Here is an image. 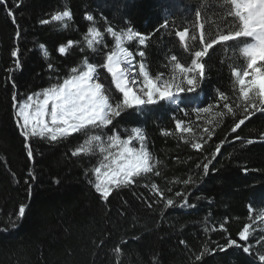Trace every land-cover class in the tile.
I'll return each mask as SVG.
<instances>
[{"label": "trees", "instance_id": "obj_1", "mask_svg": "<svg viewBox=\"0 0 264 264\" xmlns=\"http://www.w3.org/2000/svg\"><path fill=\"white\" fill-rule=\"evenodd\" d=\"M16 3H0V229H4L0 231V264H264L258 260L264 254V218L260 215L264 212V142H260L264 113H257L236 133L231 132L241 118L235 107L240 86L233 72L248 70V58L241 49L249 38L216 44L200 58L206 65V79L196 104L181 105L188 115L161 102L147 106L141 116L129 110L117 118L124 136V128L142 126L146 130L148 147L161 161L157 166L161 175L148 174L131 187L116 189L107 201L89 182L94 181L91 169L97 158L71 154L83 141L82 133L54 145L33 139L34 158L30 160L13 116V81L18 99H22L48 87L54 82L50 77H63L85 56L90 62L94 56L99 59L83 39L91 26L84 18L86 13L95 16L101 31L106 27L102 14L117 29L127 24L149 35L146 45L139 46L146 51L145 63L152 74L167 76L176 62L191 66L195 51L203 50L212 38L239 30L240 21L230 0H19L20 6L15 7ZM64 10L71 11V20L39 23ZM165 20L167 28L161 27ZM199 23L204 24L203 41ZM186 27L188 36L181 41L176 32ZM104 39L113 46L110 36L105 34ZM69 40L76 43L67 53H60L59 47ZM16 47L20 49V69L12 56ZM137 47L129 45L134 51ZM172 55L177 61L171 60ZM50 63L56 72L49 69ZM10 68L14 70L9 72ZM104 75L106 87L118 97L110 74ZM220 92L228 97L235 116L223 107L224 101H218ZM206 105L211 106L209 112L197 114L195 109ZM218 112L224 115H216ZM177 119L192 127L193 133H179ZM205 127L213 132L210 139L203 133ZM165 131L173 134L166 136ZM236 135L242 139L233 143ZM199 139L206 141L202 150L193 149L191 143ZM247 139L256 142L248 145ZM221 141L224 144L209 166L208 176L200 181L202 173L196 165L202 166ZM30 171L35 180L30 179ZM189 176L198 180L197 186L183 183ZM152 183L163 197L151 189ZM177 192L185 193L195 207H180ZM167 198L176 206L166 207ZM21 205H27L25 216L17 220ZM13 222L18 226L13 227ZM245 226H250L249 239L241 241L238 234ZM228 239L248 246L250 253L236 247L220 251L218 245ZM205 247L208 253L197 261ZM116 248L121 251L117 253Z\"/></svg>", "mask_w": 264, "mask_h": 264}, {"label": "snow or ice", "instance_id": "obj_2", "mask_svg": "<svg viewBox=\"0 0 264 264\" xmlns=\"http://www.w3.org/2000/svg\"><path fill=\"white\" fill-rule=\"evenodd\" d=\"M229 2V0H226ZM7 6V0H0ZM235 6V16L239 18V30L221 34L214 37L209 43L205 44L203 50L195 51L194 59L191 60V66H185L183 63L176 62L171 65L169 75L161 72L152 74L149 65L145 63L146 51L140 50L139 46H145L149 40V35L135 30L134 27L125 25L124 28L117 29L108 23L106 17L101 14V19L106 27L101 31L97 27V21L92 13L85 14V20L91 22V26L87 27L86 34L83 39L87 48L93 53H97L99 59L95 56L92 61L85 56L76 66L70 67L63 77L53 76L48 87L39 91L25 95L22 99H18L15 91V82L13 81V93L11 96L14 122L17 129L25 141L24 147L27 157L32 160L34 158L33 146L30 143L33 139H39L50 145L66 140L74 133H82L83 141L72 151L73 156L87 155L97 158L96 165L91 169L94 175L95 191L100 195L102 200L107 201L116 189L131 187L138 182L139 178L153 174L160 176L161 172L158 165L161 161L156 158L148 147V135L142 126L124 128L123 133L118 130L119 120L122 114L129 110H135L137 116L145 113L147 106L174 105L176 109L188 115L181 105L188 103L195 105L198 99L199 90H202L203 82L206 79V65L200 62V58L205 57L216 44L221 42L233 41L240 37L251 38L253 42L247 43L242 47L241 52L248 58L247 69L241 74L235 70L233 75L236 77L240 85V100L236 102L235 107L240 109L241 118L235 122L231 128L232 133H236L246 120H250L257 113H264V0H230ZM19 0L15 7H19ZM9 17L16 24L14 13L9 10ZM197 20L200 18V12L195 13ZM72 13L70 10L57 12L51 16V19L40 20L41 24H49L52 21L63 22L71 20ZM16 39L21 37V28L17 24ZM200 39L204 40V24L199 23ZM67 27V24H64ZM161 27L167 28L168 21L165 20ZM159 29H157L158 31ZM105 34L111 37L113 43L109 47L105 42ZM176 35L181 41L188 36V28L177 31ZM126 42H137L138 47L131 50L125 46ZM74 41L69 40L67 45L59 47L60 53H67ZM187 47V44H185ZM40 48L47 54V50L43 44ZM81 51H84L81 48ZM15 59L16 69H20V49L16 47L12 51ZM139 57V60H137ZM172 61H177L175 55L171 56ZM49 69L56 72L57 69L51 63ZM14 69H8L12 72ZM250 70V71H249ZM110 74L111 83L120 94L118 97L113 95L111 88L106 87L107 77L104 73ZM249 77H251L249 79ZM191 94H196L191 95ZM218 101H224L223 107L233 116L236 113L233 106L228 102L225 93L220 92ZM210 105L196 108L197 114L200 112H209ZM216 115L223 116V112ZM114 121L116 123L114 124ZM111 126V127H109ZM176 130L183 133H193V128L184 125V121L177 119L175 122ZM111 133V134H110ZM203 133L207 134L210 139L213 132L205 127ZM164 135H172L170 131H165ZM181 140L185 143L188 141L183 135ZM242 138L236 135L233 143ZM135 142V143H134ZM206 141L199 139L198 142L191 143V147L196 150H202ZM253 139H247L248 145L253 144ZM260 142H264V135H261ZM224 141L217 144L215 151L210 153V158L206 157V162L197 164L196 168L201 169L203 177L208 176L209 166L220 153ZM216 169L213 168V172ZM247 171V169H245ZM88 174L87 172L85 173ZM31 180H35V174L29 172ZM59 182V181H57ZM26 184L29 180L25 181ZM185 185H198V180H194L191 176L183 181ZM148 187V185H144ZM151 189L159 193L161 197L164 193L155 184H151ZM171 191V189H168ZM31 188L29 187V194ZM176 196L180 197L182 203L180 207H195V204H189L187 195L183 192H177ZM176 202L172 198L166 199V207H175ZM27 205H21L18 210L17 220H22L25 216ZM151 207V205H149ZM251 210V209H250ZM264 218V212L260 213ZM18 226L13 222V227ZM223 229V224L220 225ZM249 227L245 226L238 236L241 241H248ZM4 229H0L3 231ZM183 244L184 241H181ZM236 247L244 253H250L248 246L242 245L235 239H228L223 245H218L220 251H227L228 248ZM216 249L212 251L215 252ZM115 251L119 253L120 248ZM208 248L196 256V260H201L202 256L208 253ZM260 262H264V254L258 256Z\"/></svg>", "mask_w": 264, "mask_h": 264}, {"label": "rangeland", "instance_id": "obj_3", "mask_svg": "<svg viewBox=\"0 0 264 264\" xmlns=\"http://www.w3.org/2000/svg\"><path fill=\"white\" fill-rule=\"evenodd\" d=\"M64 22V21H63ZM253 42V41H252ZM130 44H136L137 45V42H126V45L125 46H129ZM127 46V47H128ZM250 71V70H249ZM241 74H243V72H241ZM235 77V76H234ZM236 78V77H235ZM251 77H249V79H250ZM237 80V79H236ZM240 86V85H239ZM75 134V133H74ZM111 134V133H110ZM135 143V142H134ZM94 176V175H93ZM95 179V178H94ZM263 230H264V228H263Z\"/></svg>", "mask_w": 264, "mask_h": 264}]
</instances>
